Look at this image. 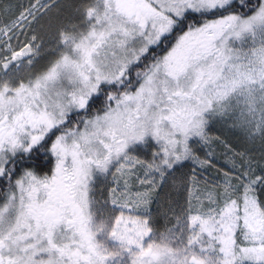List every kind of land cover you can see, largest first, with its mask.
Segmentation results:
<instances>
[{
    "label": "snow or ice",
    "instance_id": "snow-or-ice-1",
    "mask_svg": "<svg viewBox=\"0 0 264 264\" xmlns=\"http://www.w3.org/2000/svg\"><path fill=\"white\" fill-rule=\"evenodd\" d=\"M0 264H264V0H0Z\"/></svg>",
    "mask_w": 264,
    "mask_h": 264
}]
</instances>
